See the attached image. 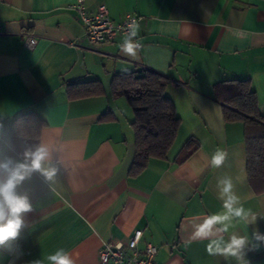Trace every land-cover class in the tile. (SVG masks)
<instances>
[{"label":"crops","instance_id":"obj_1","mask_svg":"<svg viewBox=\"0 0 264 264\" xmlns=\"http://www.w3.org/2000/svg\"><path fill=\"white\" fill-rule=\"evenodd\" d=\"M76 1L0 0V165H9L0 167V183L18 164L32 163L7 141L12 117L32 110L46 123L41 170L15 189L32 209L18 238L0 247V264H48L61 248L75 264H100L103 243L122 242L129 251L137 228L140 246H158L152 264H240L207 250L233 235L247 237V264H264V242L252 235L256 228L264 234V219L255 226L233 219L222 232L216 222L204 227L226 211L216 188L224 176L245 210L264 215V192L247 179L244 124L226 121L214 97L217 84L248 80L264 115V0H83L88 13L104 4L116 22L127 13L140 17L134 55L121 51L125 35L91 43L68 8ZM142 67L167 76L165 94L180 124L166 159L150 158L132 173L133 112L110 83L114 74ZM88 81L102 92L80 95L86 85L78 82ZM190 137L198 148L177 163ZM217 151L228 153L219 168L211 164ZM49 168L56 169L51 180L43 173Z\"/></svg>","mask_w":264,"mask_h":264},{"label":"trees","instance_id":"obj_2","mask_svg":"<svg viewBox=\"0 0 264 264\" xmlns=\"http://www.w3.org/2000/svg\"><path fill=\"white\" fill-rule=\"evenodd\" d=\"M78 84L86 85L79 91L80 95L102 92L98 81ZM167 84V76L145 67L112 76L111 93L124 96L133 112L131 126L135 155L132 173L141 171L150 158L166 159L175 140L180 118L165 94ZM214 97L221 102L226 121L243 122L247 179L256 193L264 192V115L257 110L255 92L248 80L230 79L215 86ZM45 124L44 119L32 110L18 112L11 119L7 141L21 157L32 159L39 150L40 134ZM198 145L194 138H188L175 161L186 160Z\"/></svg>","mask_w":264,"mask_h":264},{"label":"clouds","instance_id":"obj_3","mask_svg":"<svg viewBox=\"0 0 264 264\" xmlns=\"http://www.w3.org/2000/svg\"><path fill=\"white\" fill-rule=\"evenodd\" d=\"M138 27V26H137ZM137 35L136 28H133L129 35L124 39L121 45V51L125 54H133L134 49L138 48V44L132 42V37ZM46 151L44 149L37 150L32 155V163L30 165L18 164L10 171L7 180L0 183V247L4 246L9 241L18 238L22 228L26 227L23 220V214L31 211L32 205L27 196L18 195L15 191L18 183L22 182L26 176L33 170H41V162L45 158ZM226 151H217L211 158V164L217 168L221 167L227 159ZM4 169H8V164L0 165ZM44 175L51 180L55 174V168L43 170ZM216 188L218 196L223 201V207L226 210L224 214L213 217L207 221L204 227L213 222L223 225L217 228V232L227 230L224 222H230L233 219H238L246 225H257L258 218L264 219V215H258L251 210H245L240 197L234 191L233 180L229 176L218 178ZM7 208L5 214L4 208ZM203 232V229L200 230ZM252 235L258 242H264V234H261L256 228ZM247 244V237L233 235L230 240L224 243L222 240L215 244V247L210 244L208 246L209 254L220 253L227 256L235 257L240 264H247L244 259V249ZM255 247H259L257 244ZM48 264H75L70 253L64 249H58L55 254H50L47 257ZM32 264H43L41 260H35Z\"/></svg>","mask_w":264,"mask_h":264},{"label":"built area","instance_id":"obj_4","mask_svg":"<svg viewBox=\"0 0 264 264\" xmlns=\"http://www.w3.org/2000/svg\"><path fill=\"white\" fill-rule=\"evenodd\" d=\"M80 22L83 24L85 36L91 43H99L113 40L118 35L128 36L140 17L131 13L125 14L121 21H114L104 4H99L93 13H88L83 5V0L68 4ZM30 45L35 44L34 38H27ZM143 230L137 228L129 236L127 247L124 250L122 242H105L98 251L100 264H152L158 251V246L150 242H144L140 246Z\"/></svg>","mask_w":264,"mask_h":264}]
</instances>
